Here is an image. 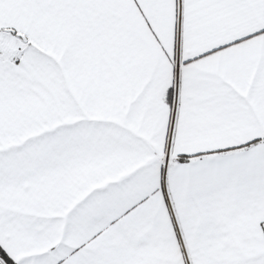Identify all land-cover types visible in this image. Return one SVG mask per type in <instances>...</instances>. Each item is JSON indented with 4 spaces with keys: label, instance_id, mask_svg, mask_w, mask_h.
Returning a JSON list of instances; mask_svg holds the SVG:
<instances>
[{
    "label": "snow or ice",
    "instance_id": "obj_1",
    "mask_svg": "<svg viewBox=\"0 0 264 264\" xmlns=\"http://www.w3.org/2000/svg\"><path fill=\"white\" fill-rule=\"evenodd\" d=\"M0 264H264V0H0Z\"/></svg>",
    "mask_w": 264,
    "mask_h": 264
}]
</instances>
